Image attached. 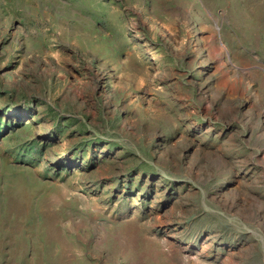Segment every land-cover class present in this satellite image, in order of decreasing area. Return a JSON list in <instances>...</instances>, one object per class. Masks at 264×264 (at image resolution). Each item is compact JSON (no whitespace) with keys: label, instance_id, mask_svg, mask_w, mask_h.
<instances>
[{"label":"rangeland","instance_id":"obj_1","mask_svg":"<svg viewBox=\"0 0 264 264\" xmlns=\"http://www.w3.org/2000/svg\"><path fill=\"white\" fill-rule=\"evenodd\" d=\"M0 264H264V0H0Z\"/></svg>","mask_w":264,"mask_h":264},{"label":"bare ground","instance_id":"obj_2","mask_svg":"<svg viewBox=\"0 0 264 264\" xmlns=\"http://www.w3.org/2000/svg\"><path fill=\"white\" fill-rule=\"evenodd\" d=\"M12 112V111H11Z\"/></svg>","mask_w":264,"mask_h":264}]
</instances>
